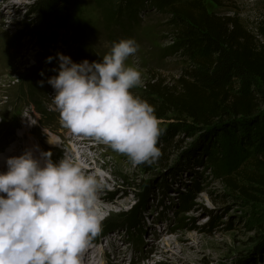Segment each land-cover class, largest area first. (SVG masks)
<instances>
[{
	"label": "rangeland",
	"instance_id": "rangeland-1",
	"mask_svg": "<svg viewBox=\"0 0 264 264\" xmlns=\"http://www.w3.org/2000/svg\"><path fill=\"white\" fill-rule=\"evenodd\" d=\"M36 1L0 0V172L7 171L9 157L27 150L37 156L39 147L50 151L58 163L67 151L66 143L72 147L67 136L82 137L65 128L59 112L50 109L55 90L47 79L58 74L54 71L59 68L58 52L75 62L99 61L115 42L134 38L139 50L125 64L142 72L143 86L131 91L143 100L150 98L148 83L159 81L171 88L190 67L183 52L174 47L175 28L165 5L182 0L61 2L55 7L72 10L77 23L63 28L65 24L51 20L46 39L34 32L39 19ZM219 2L205 0L208 13L235 17L259 38L256 30L264 19V0ZM110 12L113 21L105 17ZM49 56L54 57L51 62ZM159 121L164 130L158 142L162 155L152 164L133 165L126 155L89 137L92 151L87 146L79 149L98 155L99 164L106 162L104 168L87 171L107 182L101 193H112L115 187L116 194L125 191L111 213L100 212L102 230L84 250L88 252L81 264H264V191L233 176L238 184L251 187L250 194L253 189L256 199H244L220 174L215 159L197 155L210 128L195 126L193 133L177 129L171 137L165 130L177 118L169 113ZM242 171L247 177L256 170L244 165ZM160 184L164 186L158 188ZM187 196L192 201L183 209L180 198ZM134 209L137 222L127 223L121 216ZM166 241L173 248L166 249Z\"/></svg>",
	"mask_w": 264,
	"mask_h": 264
},
{
	"label": "clouds",
	"instance_id": "clouds-1",
	"mask_svg": "<svg viewBox=\"0 0 264 264\" xmlns=\"http://www.w3.org/2000/svg\"><path fill=\"white\" fill-rule=\"evenodd\" d=\"M138 50L134 38H125L99 61L75 62L58 52V74L47 79L55 90L50 109L59 112L61 124L126 155L133 165L161 157L164 131L154 106L131 91L144 84L138 67L125 64ZM51 156L42 152L38 159L27 150L9 157L7 171L0 172V264H81V254L102 230V182L71 155L58 163Z\"/></svg>",
	"mask_w": 264,
	"mask_h": 264
},
{
	"label": "trees",
	"instance_id": "trees-1",
	"mask_svg": "<svg viewBox=\"0 0 264 264\" xmlns=\"http://www.w3.org/2000/svg\"><path fill=\"white\" fill-rule=\"evenodd\" d=\"M66 1L35 2L39 13L34 29L37 37L47 38L51 20L65 24L63 28L77 23L71 18L72 10L55 7ZM204 2H165L175 28L174 47L183 52L190 67L171 88L159 81L148 83L151 91L146 101L154 106L158 119L169 113L177 118L165 130L171 137L177 129L193 133L195 126L210 128L202 136L197 155L215 159L212 162L235 191L244 199H256L246 184L254 185L258 192L264 191V174L257 172L264 171V19L256 30V39L235 17L208 13ZM107 16L110 20L113 13H106ZM39 112L46 117L45 110ZM244 165L256 171L246 177ZM233 176L246 184H238ZM180 200L181 207L188 209L192 200L188 196ZM137 216L134 209L121 217L132 224L137 222Z\"/></svg>",
	"mask_w": 264,
	"mask_h": 264
},
{
	"label": "bare ground",
	"instance_id": "bare-ground-1",
	"mask_svg": "<svg viewBox=\"0 0 264 264\" xmlns=\"http://www.w3.org/2000/svg\"><path fill=\"white\" fill-rule=\"evenodd\" d=\"M20 63H21V61L18 60V64H20ZM68 138H70V140L73 141V144H71L72 147H70L66 143L67 148H64V149L67 150L66 153L71 155L76 163L80 164L83 167L86 174H87L88 169H91V168L93 169V168H98V167L104 168L105 167L106 162L99 164V158L97 157L98 155H94V154L90 155V153L87 150H83V151L79 150L81 148V146H87V147H89V150L92 151V147L90 145H88V141H87L88 137L83 138V136H82L81 138L78 139V137H76V136L72 137V135L70 134L67 136V139ZM48 144H52V143H49V140H48ZM39 148H41V150L38 152V155L34 156V157L41 159V153L43 152V148L42 147H39ZM63 157H64V155L61 157V159ZM95 176L98 180L100 179V175L96 174ZM102 185H103L102 189H104V190L107 189V186H108L107 182L102 181ZM115 191H117V187H115V189L112 191V193H108L106 195L101 193V190L99 191V193H98L99 198H98L97 204H98V207L100 209V212L111 213L113 211V209L115 208V205L117 203H119L118 199L121 196H123L125 191L121 190V192L117 193V194L115 193ZM163 244L166 247V249L173 248L171 246L170 242L166 241V242H163ZM87 252H88V249H87V251H83V253L81 254V258L84 257ZM86 260H87V258H86ZM88 262H90V260ZM91 264H94V262L92 261Z\"/></svg>",
	"mask_w": 264,
	"mask_h": 264
}]
</instances>
